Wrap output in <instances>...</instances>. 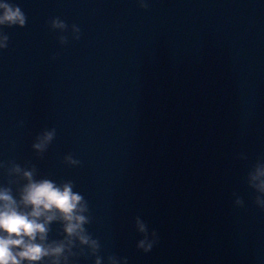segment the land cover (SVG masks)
Returning a JSON list of instances; mask_svg holds the SVG:
<instances>
[{"label": "water", "instance_id": "95a60500", "mask_svg": "<svg viewBox=\"0 0 264 264\" xmlns=\"http://www.w3.org/2000/svg\"><path fill=\"white\" fill-rule=\"evenodd\" d=\"M8 2L28 19L3 29L0 160L75 181L105 264L112 253L129 264H264V210L247 184L264 158V0ZM52 128L40 159L32 144ZM137 216L158 234L147 254Z\"/></svg>", "mask_w": 264, "mask_h": 264}, {"label": "clouds", "instance_id": "9594fccd", "mask_svg": "<svg viewBox=\"0 0 264 264\" xmlns=\"http://www.w3.org/2000/svg\"><path fill=\"white\" fill-rule=\"evenodd\" d=\"M140 6L148 9L145 0ZM27 15L19 5L8 0L0 2V50L9 47V36L4 28H25ZM53 32H59L61 45L69 43V25L59 17L49 21ZM72 38L80 39L81 29L71 26ZM56 57H53L55 59ZM55 128L39 133L32 144L40 159L48 152L56 138ZM241 159L246 157L241 156ZM69 167L81 166L72 154L64 157ZM0 172L6 182L0 183V264H76L81 258L94 259V264H105L99 239L89 232L93 222L88 200L75 191L73 180H56L42 176L31 162L21 166L14 160H0ZM247 184L254 190L255 205L264 210V158L257 160L247 175ZM235 206L244 207L245 201L237 193ZM59 225V239L52 238L53 225ZM135 229L142 237L137 249L150 253L158 243V234L150 232L148 224L139 216ZM107 264H129L128 258L116 253L107 255Z\"/></svg>", "mask_w": 264, "mask_h": 264}]
</instances>
